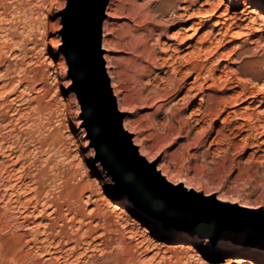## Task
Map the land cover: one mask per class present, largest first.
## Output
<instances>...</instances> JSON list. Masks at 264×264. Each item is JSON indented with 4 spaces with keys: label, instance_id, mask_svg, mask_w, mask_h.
Here are the masks:
<instances>
[{
    "label": "rangeland",
    "instance_id": "rangeland-1",
    "mask_svg": "<svg viewBox=\"0 0 264 264\" xmlns=\"http://www.w3.org/2000/svg\"><path fill=\"white\" fill-rule=\"evenodd\" d=\"M231 1L108 0L101 24V47L108 49H102V53H110L114 63L115 73L109 76V84L122 81L123 92L114 96L122 118L132 119L127 129L131 143L138 146L132 137L142 138L146 150L143 159L147 162L149 157L148 164L160 172L164 169L166 181L202 197H213L214 209L230 213L224 222L205 225L203 232L185 228L188 234L203 238L194 242L159 231L137 214L139 209L166 226L172 225L159 216L162 207L156 200L134 186L125 189L98 155L71 88L61 49V12L66 0H0V193L5 194L0 199V213L10 225L5 237L15 234L20 226L19 218H15L17 208L10 207L15 203L7 199L10 189L5 184L12 173L13 180L16 174L22 177L16 188L28 186L39 198L30 217V229L21 231L30 236L31 230H38L41 237L40 231L48 227L49 240L63 243L62 253L71 264H264V255L238 253L223 242L227 236L216 232L264 220V131L237 130L241 122L249 126L251 121L264 118V102L233 97L227 101V110L235 107L240 113L239 118L231 120L226 117L227 111L215 115L220 109L212 111L204 103L200 114H214L196 123L191 113L199 100L180 112L182 102L174 103L177 99L167 98L162 104L168 90L160 78L165 69L141 72L138 59L141 53L148 60L145 46L158 54L163 45L167 57L175 40L183 38L198 45L219 24L243 29L248 33L226 35L222 45L216 43L219 34L211 35L213 44L202 58L212 70L201 80L207 93L230 88L231 80L225 79L231 73L228 68H235L242 57L250 55L255 63L251 72L261 78L240 79L247 85L253 82L263 95L264 20L263 29L255 31L250 20H242L240 12L245 5H233ZM246 1L264 13V0ZM110 11V31L103 35V22ZM187 15L192 17L186 20ZM243 23H248L249 31L241 28ZM193 49L196 51V47ZM190 50L184 48L179 58H189ZM238 51L242 52L240 57ZM217 73L223 74L221 80L215 78ZM84 182L88 187L83 188ZM131 192L137 200L130 197ZM111 199L118 207L109 206ZM28 236L22 238L24 244L16 251L0 249V264H54L41 247L27 243ZM235 238L232 242H239Z\"/></svg>",
    "mask_w": 264,
    "mask_h": 264
},
{
    "label": "water",
    "instance_id": "water-1",
    "mask_svg": "<svg viewBox=\"0 0 264 264\" xmlns=\"http://www.w3.org/2000/svg\"><path fill=\"white\" fill-rule=\"evenodd\" d=\"M108 0H69L61 12L62 52L72 80V90L81 106L89 135L105 166L125 189L134 186L152 197L164 221L175 220L184 228L204 231L205 225L224 222L229 212L213 208V197H202L166 181L154 165L147 164L123 130L122 113L116 107L102 60L101 24ZM130 197L135 199L132 192ZM137 200V199H135ZM220 236L249 237L264 245V220L250 226L219 228Z\"/></svg>",
    "mask_w": 264,
    "mask_h": 264
},
{
    "label": "bare ground",
    "instance_id": "bare-ground-1",
    "mask_svg": "<svg viewBox=\"0 0 264 264\" xmlns=\"http://www.w3.org/2000/svg\"><path fill=\"white\" fill-rule=\"evenodd\" d=\"M231 4H233V5L244 4L245 8L243 10H241V12H240L241 15H242V20H247V19L250 20L249 23L250 22L252 23L253 26H251V27L255 31H261L263 29L262 21L264 20V13H262L257 6L250 4L246 0H232ZM106 14L108 15V17L103 22L104 23L103 35L110 31L109 23H110V18L113 16V12L112 13H111V11L110 12H106ZM191 17L192 16L187 15L186 16V20L191 18ZM230 17H232V15L226 17V19H229ZM219 25H218V27H214L213 29H211L209 31L207 37L205 39L199 41L198 45H196V44H194L192 42H187L183 38H181L179 41L175 40V46L172 48V52L169 53V55H167V57H165L166 49L163 47V45H162V48H160V51H159L158 54H154V51L152 50L153 48L150 49V48H148V46H145V48L147 50H149L148 51L149 57L147 56L148 60L145 57H143L141 55V53L138 55V59L142 62L141 69H140L141 72L154 73L156 70L165 69L163 71L164 74L160 78H161V81H165L166 82L168 90H166L164 92L165 96L163 98V103L162 104L165 103L164 99H167V98H170V100L177 99L174 103L182 102V106H180V108L178 109V112H180L182 110V108L192 104L193 102L196 101V99L199 100L198 107L196 109H194L192 111V113H191V117L194 116V120L196 121V123L199 122V121L206 120V119H211L212 118L211 115L214 114V113H209V114H204L203 113L204 115L200 114V107L202 105H204V103H206L208 108L211 109L212 111L216 110V109H220L219 113L217 112L218 114H215V115H219L220 113H223V112L227 111V116L226 117H227L228 120H231V119L239 118V113H240L239 109L235 108V107H230L227 110V108H228L227 101H229L233 97H234L235 100H238L240 98H243V99H247L248 98V99H252L251 101H258L259 100V102H264V94L263 95L259 94L260 92H262V90L260 88H256V86L254 85L253 82H252L253 83L252 84V83H250L248 81L250 85H247L244 81H242L240 79V77H242V76H246V78H248L250 80H252V79H260L261 78V77H259V75L257 76L255 73L251 72L252 69L254 68V64L255 63L253 64L254 60L252 59V56H250V55L247 56V57H242L240 59L241 60L240 63L238 65L235 64L236 65L235 68H228V70L231 73L228 72L229 75H227L225 77V79L228 80V81L231 80L230 81L231 82L230 83V88L225 89V90H218L219 92L218 91H214L213 93H207L206 92V89L204 87V83L205 82L203 81L204 79L201 80V78H204L205 72H207L209 70H212V67L208 68L206 66V63H208V62H206L205 58H202V54L209 52L208 48H210V46L213 44V40L214 39H213V36H211V35H215L216 36V35L219 34V36H216L218 39L216 37L215 38H216V41L218 40V42H216V43H218V45H220L222 43L223 38L226 35L238 36V35L244 33L242 31L243 29L240 30V31H237V30H234V29H230L229 26L224 27V25H221V26H219ZM240 25H238V26L241 27ZM241 28L247 29V31H249V29H250L248 23H245V24L243 23ZM178 32H180V30ZM247 33L248 32H245L244 34H247ZM149 35H150V33H149ZM146 38L147 37H145V41H146ZM101 42H102V40H101ZM207 42H208L209 45L204 46V43H207ZM103 44H104V42H103ZM195 47H196V51L192 52L194 50L193 48H195ZM101 48L103 50L105 48L106 51L108 50L107 47L106 46L103 47V45H102ZM184 48H191V50L189 51L191 53V56L189 58H179L178 53L180 51L182 52V50ZM243 50H244L245 53L249 51L248 49H243ZM241 51L237 52L238 57L241 56V54L243 52V51L242 52ZM214 52L216 53V50H214ZM193 53H194V55H192ZM246 55H248V54H246ZM102 60H103V63H104V67H105L106 73H108V74H106L107 77L109 78V76H113L114 73H115L112 70V67H114V63H113V60H112V58L110 56V53H108V52L102 53ZM223 73L225 74L226 72L223 71ZM222 75H220V73H219L216 77L213 75V78L215 77V78L221 80ZM192 76H193V79L190 80ZM223 79H224V77H223ZM110 87H111L112 93L115 96H117V94L123 92V90H124L123 85H122V81L119 80V79L113 80L112 84H110ZM235 88H238V90L235 89ZM10 92H11V90H10ZM181 93H183V95L180 96ZM224 93H226L227 95H225ZM125 97H127V96H125ZM258 97H260L261 99H258ZM262 112L264 114V108H263ZM248 117H250V116H248ZM255 120L256 121H254V120L251 121V123H250L251 125H249V126H247L245 122H241L239 127H238V129H237L238 132H242L244 130L245 131H255V132L256 131L257 132H261L262 131L263 132L264 131V118L263 119H259V120L255 119ZM131 121H132L131 117L122 118V121H121L122 122V127H123V130L126 133H128L127 129L130 127ZM260 128L262 129L261 131H259ZM132 140H133V142L138 143V146L136 145L137 146L136 151L139 153L140 157L143 159V157H144L143 154H144V151H146V150H145L144 145L142 144V138H140L137 135V136L132 137ZM14 161H13V163H14ZM146 163L147 164L151 163L149 157H148ZM151 165H153V164H151ZM161 169H163V168H161ZM156 170L159 172L160 176L165 178L164 177L165 175L163 176L164 169L162 170V172H160L158 167H157ZM16 175H18V176H16ZM16 175H15V178H14L15 180H13V175L11 173L8 176L9 183L5 184L7 186V188L10 189V192L7 193L8 196L6 195L7 199H8V202L9 203H13V202L15 203L14 206L12 204V205H10V207H13V208L16 207L17 208L16 210L19 213V214L15 215V218L16 219L19 218V221H20L19 229L16 230L15 234H13V235L10 234V236L8 235V237H5L7 234L5 233L6 234L5 235L4 231H5V229L9 230L10 229V225H9V222H7L8 220H5L2 217V214L0 213V249H10L11 248V250L13 249V251L18 250L24 244V242H22V238L24 236H28V234L25 231H21V230L24 227L26 229L27 228L30 229V225H31L30 223L33 222V221L30 220V217H32L34 215V211H35V209H36V207H37V205L39 203V200H38L39 198L37 199V197H36V195H35V193L33 191H32L33 193L30 192L31 188L28 187L26 184L25 185L27 187L23 186V187H20V188H16V187L20 186V184H18V183L22 181L21 175H19V174H16ZM17 184H18V186H17ZM88 185H89L88 182H84V184L82 186L84 188V187H88ZM3 190H5V188ZM2 192L0 193L1 194L0 195V199H2L4 197V195H5V194H2ZM22 193H24V196H23L24 198H22L23 200L21 199ZM3 202H5V201H3ZM49 204H52V202H49ZM108 204H109V206L110 205H114L115 207H118L117 203L115 204V202L112 201V199L109 200ZM128 205H130V204H128ZM52 206H53V204H52ZM53 211H54V209H53ZM136 212H137V214L141 215L143 217V219H145L146 221L152 222L154 228L159 230V231L169 232L172 235L174 234V235L180 236V237L185 238V239H191L194 242H199V241L203 240V238L201 236H199L198 234H196V233H193L191 235L188 234V232L185 230V228L182 225H180L179 222H177L175 220L170 221L172 223L171 226L170 225L166 226V225L162 224V222L160 220L158 221V220L154 219L152 216H150L147 213H143L139 209H136ZM45 226H46V224H45ZM53 226H54V223H53ZM47 228L44 227L43 231H40L41 234H42L41 237H40V234L38 233V230H31L29 232L30 236H28L26 238L27 243H32V245L35 246V247H41L43 249V251L47 252L48 255L51 256V260L53 259V263L54 264H71V262H69L68 259H67L68 257H66L67 255L63 254L64 253L62 251L63 243H61L60 241L49 240V230H48L49 228L48 229ZM233 238L232 237H228V238H226L223 241V242H225L228 245L227 247H233L238 253H242V254L249 255V256H251V255L263 256L264 255V245H259V244H256V243L252 242L251 238H249V237L248 238L247 237H243V238L240 237L239 239L235 238V239H237L239 241L237 243L236 242H232ZM73 240L74 239H72V241ZM64 242H65V240H64ZM79 242L80 241H77L75 243L78 244ZM76 244L74 246H76ZM72 248H73V246H72ZM75 254H77V253H75ZM70 255H68V256H70ZM17 256L15 258H17ZM20 256H22V255H20ZM73 256H74V254H73ZM60 259H62L63 261L61 260L62 261L61 262ZM75 259H76V256H75Z\"/></svg>",
    "mask_w": 264,
    "mask_h": 264
},
{
    "label": "snow or ice",
    "instance_id": "snow-or-ice-1",
    "mask_svg": "<svg viewBox=\"0 0 264 264\" xmlns=\"http://www.w3.org/2000/svg\"><path fill=\"white\" fill-rule=\"evenodd\" d=\"M69 7H72V3H71V0H69Z\"/></svg>",
    "mask_w": 264,
    "mask_h": 264
}]
</instances>
